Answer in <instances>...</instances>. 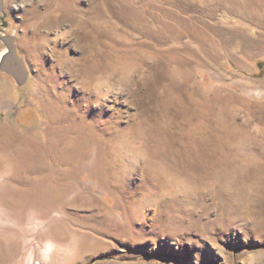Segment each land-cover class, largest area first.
<instances>
[{"label": "rangeland", "instance_id": "rangeland-1", "mask_svg": "<svg viewBox=\"0 0 264 264\" xmlns=\"http://www.w3.org/2000/svg\"><path fill=\"white\" fill-rule=\"evenodd\" d=\"M2 7L0 264H264V0Z\"/></svg>", "mask_w": 264, "mask_h": 264}, {"label": "water", "instance_id": "water-1", "mask_svg": "<svg viewBox=\"0 0 264 264\" xmlns=\"http://www.w3.org/2000/svg\"><path fill=\"white\" fill-rule=\"evenodd\" d=\"M0 11H4L2 0H0ZM14 39L13 36L8 38L7 50L3 52L4 55L1 58L0 70H4L8 74L13 75L19 84H23L28 77V71L23 59L17 53Z\"/></svg>", "mask_w": 264, "mask_h": 264}, {"label": "flooded vegetation", "instance_id": "flooded-vegetation-1", "mask_svg": "<svg viewBox=\"0 0 264 264\" xmlns=\"http://www.w3.org/2000/svg\"><path fill=\"white\" fill-rule=\"evenodd\" d=\"M5 15H6L5 10L0 11V44H4L7 46L8 38L12 37L13 35H11L7 32V24L8 23L5 20ZM13 63H15V62L13 61Z\"/></svg>", "mask_w": 264, "mask_h": 264}, {"label": "bare ground", "instance_id": "bare-ground-1", "mask_svg": "<svg viewBox=\"0 0 264 264\" xmlns=\"http://www.w3.org/2000/svg\"><path fill=\"white\" fill-rule=\"evenodd\" d=\"M58 20H59V19H58ZM3 55H4V53H2V54L0 55V62L2 61L1 58H2ZM34 154H35V153H34Z\"/></svg>", "mask_w": 264, "mask_h": 264}]
</instances>
